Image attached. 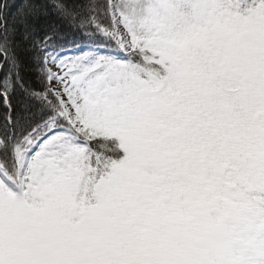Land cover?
<instances>
[{"label":"snow or ice","instance_id":"1","mask_svg":"<svg viewBox=\"0 0 264 264\" xmlns=\"http://www.w3.org/2000/svg\"><path fill=\"white\" fill-rule=\"evenodd\" d=\"M0 106V264H264V0H0Z\"/></svg>","mask_w":264,"mask_h":264},{"label":"trees","instance_id":"2","mask_svg":"<svg viewBox=\"0 0 264 264\" xmlns=\"http://www.w3.org/2000/svg\"><path fill=\"white\" fill-rule=\"evenodd\" d=\"M7 2L11 5L13 3L15 4H22L23 0H7ZM15 11L16 9L15 8H10L9 12H10V15H9V19H11V15H14L15 14ZM3 111V108L2 106H0V112Z\"/></svg>","mask_w":264,"mask_h":264}]
</instances>
